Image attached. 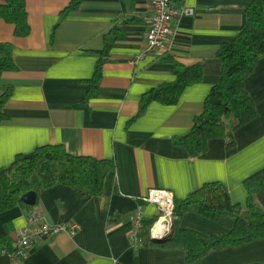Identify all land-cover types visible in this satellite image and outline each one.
<instances>
[{"label": "crops", "instance_id": "0c3cea01", "mask_svg": "<svg viewBox=\"0 0 264 264\" xmlns=\"http://www.w3.org/2000/svg\"><path fill=\"white\" fill-rule=\"evenodd\" d=\"M245 3L187 0L189 12L173 19L165 46L152 50L146 49L149 0H25V36L0 18V41L10 45L16 66L0 76V84L12 86L0 122V166L44 143L115 160L101 195L81 197L65 184L37 194L30 207L37 222L74 221V235L62 230L42 238L22 258L0 249V264H264V238L210 249L194 261L183 247L131 240L134 211L139 207L144 218L157 213L143 200L149 187L170 188L182 199L204 182L219 181L233 202L246 204L243 181L264 166V58L244 80L256 116L233 131L232 144L227 137L211 138L192 156L173 142L202 111L220 75L217 49L239 31ZM105 35H113L106 53ZM140 52L144 57L137 59ZM166 56L183 65L201 63L202 79L186 86L177 102L152 100L135 116L143 92L173 79L174 64ZM100 57L99 84L89 94L87 79ZM28 209L17 204L0 212V234L14 242ZM173 222L171 234L179 227L219 234L233 218L212 220L187 210Z\"/></svg>", "mask_w": 264, "mask_h": 264}, {"label": "trees", "instance_id": "16d2710c", "mask_svg": "<svg viewBox=\"0 0 264 264\" xmlns=\"http://www.w3.org/2000/svg\"><path fill=\"white\" fill-rule=\"evenodd\" d=\"M76 5V1L72 2L62 13ZM0 18L13 23L16 36H25L30 31L25 0L0 3ZM112 37L105 35L104 53ZM216 56L220 63V75L205 96L202 111L194 116L187 133L173 137V142L186 148L192 156L201 153L211 138L227 137L228 144H232L233 131L256 116L255 105L244 80L253 71L255 63L264 58V0H246L244 20L239 31L221 43ZM164 58L174 64V77L143 92L135 116L144 112L152 100L166 104L177 102L186 86L202 79L201 63L183 65L171 56ZM15 67L10 45L0 41V76L3 71ZM100 67L101 57L96 62L93 75L87 79L89 94L99 84ZM11 92V85L0 84V122L7 117L4 105ZM114 168L113 158L74 154L62 143H44L30 151L16 153L9 165L0 166V212L19 204L29 207V215L32 205L23 202L21 195L34 190L37 199L40 191L56 184L72 187L81 197L101 195L105 176ZM243 184L247 191L245 205L233 202L219 181L204 182L186 197L174 199L175 214L193 210L212 220L231 216L233 224L229 230L204 234L179 227L169 237L154 240L148 234V227L157 217L156 213L143 221L140 233L142 245L180 246L185 249L187 260L194 261L210 249L264 238V166L247 176ZM0 249L7 252L14 250L13 242L1 234Z\"/></svg>", "mask_w": 264, "mask_h": 264}, {"label": "built area", "instance_id": "2783aa9c", "mask_svg": "<svg viewBox=\"0 0 264 264\" xmlns=\"http://www.w3.org/2000/svg\"><path fill=\"white\" fill-rule=\"evenodd\" d=\"M187 0H149L150 15L147 19L146 49H160L173 33V19L189 12L185 6ZM179 3V4H177ZM144 57V52L137 54L136 58ZM174 192L170 188L149 187L143 195V200L152 204L157 210V217L148 227V234L154 240H162L171 235L174 226ZM37 215L30 212L27 224L22 226L13 242L14 250L3 252L12 258H22L27 255L32 246L42 238L51 237L62 230L75 234L74 221H61L58 223L37 222ZM131 240L135 245H142L141 231L143 230L144 213L138 207L132 214Z\"/></svg>", "mask_w": 264, "mask_h": 264}, {"label": "water", "instance_id": "95a60500", "mask_svg": "<svg viewBox=\"0 0 264 264\" xmlns=\"http://www.w3.org/2000/svg\"><path fill=\"white\" fill-rule=\"evenodd\" d=\"M23 202L33 205L36 200V192L34 190H29L21 195Z\"/></svg>", "mask_w": 264, "mask_h": 264}]
</instances>
